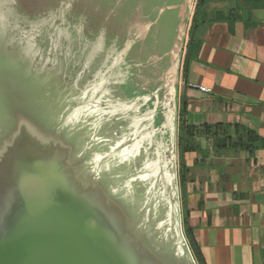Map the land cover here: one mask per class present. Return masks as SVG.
<instances>
[{"label":"water","instance_id":"1","mask_svg":"<svg viewBox=\"0 0 264 264\" xmlns=\"http://www.w3.org/2000/svg\"><path fill=\"white\" fill-rule=\"evenodd\" d=\"M133 1L0 0V264H197L177 166L194 0L146 24Z\"/></svg>","mask_w":264,"mask_h":264},{"label":"crops","instance_id":"2","mask_svg":"<svg viewBox=\"0 0 264 264\" xmlns=\"http://www.w3.org/2000/svg\"><path fill=\"white\" fill-rule=\"evenodd\" d=\"M187 32L181 65L190 37L194 44L178 96L187 123H238L264 138V0H204ZM198 141L185 154L182 211L203 263L264 264V148L213 150Z\"/></svg>","mask_w":264,"mask_h":264},{"label":"trees","instance_id":"3","mask_svg":"<svg viewBox=\"0 0 264 264\" xmlns=\"http://www.w3.org/2000/svg\"><path fill=\"white\" fill-rule=\"evenodd\" d=\"M260 1V0H253ZM204 0H196L194 12L191 18L189 36L192 29L196 26L197 13ZM194 40H189L186 44V52L183 58V74H186L190 60V51ZM186 102L181 100L178 107V131H177V152H178V182L182 206L186 203V183L188 181L189 167L185 162V154L195 152L201 148L198 138L204 137L209 141V146L213 150L225 148L243 149L251 153L257 148H264V138L260 137L254 130L241 124H224V123H202L201 125L188 124L186 121ZM188 213L182 211L183 232L192 251L197 264H204L199 247L194 239L192 229L187 222Z\"/></svg>","mask_w":264,"mask_h":264},{"label":"rangeland","instance_id":"4","mask_svg":"<svg viewBox=\"0 0 264 264\" xmlns=\"http://www.w3.org/2000/svg\"><path fill=\"white\" fill-rule=\"evenodd\" d=\"M194 1L196 2V0H194ZM115 2H119V0H106V4L107 5H113V8L115 6ZM131 2H134V1L128 0L129 4H131ZM137 2H138L137 6H140L143 10H147V16L140 18L141 23L146 24L148 21H151V19L152 20L154 19L153 17L157 14V10L159 11L160 7L165 6L166 3L180 2V0H137ZM193 6H194V2H193ZM193 6L191 9V12L193 10ZM189 29H190V25H189ZM188 36H189V31L187 32V39H188ZM185 42H186V40H185ZM181 60H182V57H181ZM181 67H182V65L180 62L179 88L181 86V83H180L181 82ZM191 85H193V84H191ZM178 96H179V92H178ZM178 104H179V99H178ZM178 107H179V105H178ZM177 131H178V126H177ZM177 166H178V152H177ZM179 193H180V191H179ZM180 203H181V199H180Z\"/></svg>","mask_w":264,"mask_h":264},{"label":"built area","instance_id":"5","mask_svg":"<svg viewBox=\"0 0 264 264\" xmlns=\"http://www.w3.org/2000/svg\"><path fill=\"white\" fill-rule=\"evenodd\" d=\"M191 86H193V87H198V88H200V89H202V90H206L204 87H202V86H200V85H195V84H193V85H191Z\"/></svg>","mask_w":264,"mask_h":264}]
</instances>
